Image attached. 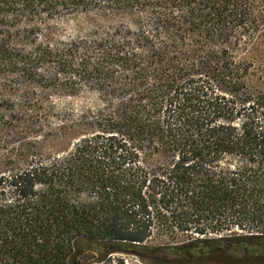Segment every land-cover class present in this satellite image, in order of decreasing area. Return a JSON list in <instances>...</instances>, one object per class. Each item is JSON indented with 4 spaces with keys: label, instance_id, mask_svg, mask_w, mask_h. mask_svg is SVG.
<instances>
[{
    "label": "trees",
    "instance_id": "16d2710c",
    "mask_svg": "<svg viewBox=\"0 0 264 264\" xmlns=\"http://www.w3.org/2000/svg\"><path fill=\"white\" fill-rule=\"evenodd\" d=\"M0 264H264V0H0Z\"/></svg>",
    "mask_w": 264,
    "mask_h": 264
},
{
    "label": "rangeland",
    "instance_id": "374dc122",
    "mask_svg": "<svg viewBox=\"0 0 264 264\" xmlns=\"http://www.w3.org/2000/svg\"><path fill=\"white\" fill-rule=\"evenodd\" d=\"M69 24H70V22H69V23L62 22V23H60L59 25H61V26L63 27V26H68Z\"/></svg>",
    "mask_w": 264,
    "mask_h": 264
}]
</instances>
